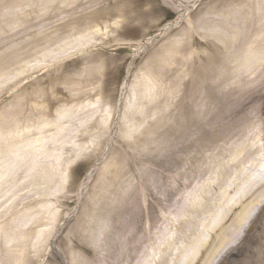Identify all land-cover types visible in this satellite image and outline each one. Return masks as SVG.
<instances>
[{"label": "rangeland", "instance_id": "1", "mask_svg": "<svg viewBox=\"0 0 264 264\" xmlns=\"http://www.w3.org/2000/svg\"><path fill=\"white\" fill-rule=\"evenodd\" d=\"M257 1L95 0L88 5L78 1L75 11H86L83 20H51L45 23L46 36L9 35L1 40L0 264H65L67 257L91 258L96 253L89 244L90 229L94 237L99 233L101 242L126 230L138 238L146 225V210L153 213L150 226L157 237H144L136 256H164L178 264H264V204L240 244L227 251L228 246L219 247L217 255L222 256L208 259L213 244H185L176 238L175 227L157 217L167 210L154 194L166 196L169 169L164 155L156 152L136 159L116 135L123 112L141 105L143 98L159 101L155 114L167 110L168 76L159 73L170 67L171 44L182 47L188 42L180 53L188 60L185 65L208 64V53L217 46L218 7L228 10ZM156 66L159 72L154 71ZM207 93L210 121L202 123L190 107L185 114L188 140L179 149L176 169L186 167L194 178L188 188L214 179L223 165L232 162L255 172L264 166L261 151L244 155L234 145L241 140L234 134L247 127L246 113L259 108V122L264 123V92L242 105L240 94L224 97L214 87ZM144 119L136 127L144 126ZM97 122L105 131L94 151ZM221 132L225 139H213ZM204 164L211 170L198 173ZM118 169L122 172L115 188H125L128 194L125 213L115 194L113 202L103 200ZM146 180L155 189L143 186ZM236 190L229 193L230 201Z\"/></svg>", "mask_w": 264, "mask_h": 264}, {"label": "bare ground", "instance_id": "2", "mask_svg": "<svg viewBox=\"0 0 264 264\" xmlns=\"http://www.w3.org/2000/svg\"><path fill=\"white\" fill-rule=\"evenodd\" d=\"M78 1L88 5L95 0H0V42L9 39V35H23L27 38L46 36L47 21L74 23L83 20L87 16L86 11L80 13L75 11ZM181 6L185 7L183 4ZM245 6L241 4L238 8L232 7L228 10L218 7L219 32L215 35L217 46L209 51L208 64L185 65L188 60L180 53L187 50L188 42L182 47L171 44L170 55L167 58L170 67L159 73L168 76L167 110L155 114L159 101L152 96L149 99L146 97V100L141 97L143 99L140 103L143 105L125 110L116 131V135L134 158L153 157L156 152L164 155L169 169L166 196L161 198L158 192L154 194L161 203L166 204L167 210L157 217L165 218L175 227L179 231L176 238L179 237L185 244L199 247L208 243L213 244L214 251L209 253L208 259L215 257L219 259L222 256L217 255L221 252L218 250L219 247L228 246L225 250L227 251L240 244L258 210L264 204V166L255 172L249 166L232 162L215 172L214 179L195 182L189 188L188 185L194 178L191 179L192 176L186 167L176 169L179 149H182L188 140L189 127L185 115L187 108L190 107L202 123L213 118L210 110L211 101L207 95L209 87L219 88L224 97L231 98L240 94L241 97L238 98L240 105L259 97L264 92V3L258 0L248 2ZM228 17H232L230 19L233 20H227ZM147 43L148 39L141 41L136 53ZM7 48L9 49V46ZM135 55L129 64L128 74ZM154 71L159 72L160 69L156 66ZM155 93H159V88ZM259 112L260 109L255 108L253 112L246 113L244 118L248 121L247 127L240 128L239 132L234 134L241 136V140L234 142V145L241 148L240 151H243L244 155L256 149L261 151L264 157V123L259 122ZM139 119L145 120L141 128L136 127ZM96 127L98 137L92 147L94 151L97 150L101 142L99 139H102L105 131V127L98 122ZM231 133L228 132L227 136ZM218 137L213 139H225V133H219ZM257 137L258 142L255 139ZM208 169L211 170L210 165L204 164L200 165L197 171L202 174ZM121 172L122 170L118 169L114 172L115 176L108 181L106 191L111 192L104 194L103 200L113 202L111 197L115 194L123 207V211L120 212L125 213L124 206L128 199L125 194H128L125 188L119 190L115 188ZM143 186L151 188L153 183L146 180L143 181ZM236 188L238 189L236 198L230 201L229 193ZM238 206L239 211L233 214ZM136 213L141 216L140 211ZM231 214L233 215L230 224L224 226V221ZM152 215L153 213L148 210L143 212L146 225L141 228L143 233L138 238L132 236L131 230H126V233L119 234L116 238L112 237L109 242H101L99 233L94 237L95 233L93 234L90 229L88 233L92 241L89 244L96 256L67 257L64 263L178 264L176 260L164 256L158 258L136 256L137 248L144 237L150 240L157 237L150 226ZM216 231L218 232L215 233Z\"/></svg>", "mask_w": 264, "mask_h": 264}]
</instances>
